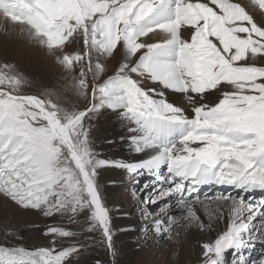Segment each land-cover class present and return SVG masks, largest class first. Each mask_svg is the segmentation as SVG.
<instances>
[{"label": "snow or ice", "instance_id": "6c2138e0", "mask_svg": "<svg viewBox=\"0 0 264 264\" xmlns=\"http://www.w3.org/2000/svg\"><path fill=\"white\" fill-rule=\"evenodd\" d=\"M197 2L53 0L50 7L84 18L86 44L87 21H95L92 43L105 53L111 50L118 57L116 67L92 86L90 106L77 115L61 118L35 98L0 97V183L16 185L37 200L46 198L48 189L72 176L67 148L83 181L80 210L88 212L90 226H99L113 258L117 229L100 178L104 169L120 167L132 182L133 207L139 209L145 232L166 235L187 222L195 232H215L214 239L200 245L199 264H229V254L234 264H264V250L258 257L250 255L257 243L264 249V76L248 85L223 78L230 64L221 60L235 61V49L216 32L224 10L215 0L199 2H206L216 18L201 17L195 26L181 24L177 37L173 22ZM169 10L168 18L145 23ZM66 18L59 17L48 30H58ZM201 24L207 28L204 46L194 39ZM153 33L165 35L145 43L144 37ZM209 76L217 82L202 88ZM170 93L178 94L179 103L169 99ZM113 116L127 130L126 137L116 133L126 140L124 147L132 153L148 152L144 159L121 163L117 158L113 163L97 150L98 122L106 118L111 123ZM161 122L182 128L167 146L143 132ZM104 142L115 143L107 138ZM142 175L153 179L141 186ZM211 185L233 191L201 196L200 190ZM257 191L261 198L253 200L248 194ZM135 230L133 226L121 231ZM54 231L46 229L44 235ZM51 243V248L31 250L0 245V264H64L70 250L57 252L55 241Z\"/></svg>", "mask_w": 264, "mask_h": 264}, {"label": "rangeland", "instance_id": "374dc122", "mask_svg": "<svg viewBox=\"0 0 264 264\" xmlns=\"http://www.w3.org/2000/svg\"><path fill=\"white\" fill-rule=\"evenodd\" d=\"M52 2L53 0H0V97L18 100L39 99L49 110L63 118L66 115H77L90 106L92 86L112 72L118 57H114L111 50L105 53L92 43L94 20L87 21L86 44L85 32L81 30L84 27V18L79 14H66L61 8L50 7ZM70 2L71 0H57L59 4ZM100 2L104 3L106 0ZM215 3L224 10V16L218 18L216 32L235 49V61L221 60L230 64V69L223 78L245 85L252 84L264 76V72L258 70L264 68V0H215ZM36 9H43V12ZM65 15L67 18L58 30H48L51 24ZM170 15V10L164 15L156 14L145 23L151 25ZM216 16L206 2L201 3L198 0L186 15L177 17L173 22L177 37L179 38L181 24L190 23L195 26L201 17L207 19ZM164 35L161 33L160 37H156L153 33L144 37V42H154V38H162ZM194 39H198L201 46L208 44L206 25L201 24L198 27ZM205 81H209L210 87L217 82L213 77H208ZM25 107L29 106L25 104ZM112 121L120 127L114 116ZM155 128L156 132L160 131L163 135L171 134L166 143L162 142L165 145L160 146H167V143L171 144L179 138L177 124L161 122ZM64 154L69 157L71 178L58 182L47 190L50 195L46 198L42 196L39 200L35 196H27L22 190L21 195L26 196L16 199L20 214H5L0 221V245L23 246L31 250L51 248V242L54 240L57 252L62 249L70 250V258L64 264H97L98 261L99 264H135L149 251L158 257L172 255V252L168 251L169 247L179 243V231H189L187 222L172 227L166 235L145 232L139 209L133 207L132 182L126 175L107 181L103 175L100 183L106 202L113 206L114 225L116 218L123 215L125 219L132 221L130 227L134 226L136 229L124 232L129 242L138 248L131 257L123 255L119 245L120 234L114 232L113 258L99 226H90L88 212L80 210L78 196L82 195L83 181L67 148H64ZM133 154L128 151L116 153L115 156L132 159ZM139 179L142 186L153 177L142 175ZM110 181H115L114 195L106 187V182ZM223 191L233 190L227 186L211 185L203 187L200 194L212 195ZM255 193L248 195L252 196L253 200H259L261 193ZM46 229L55 230L54 234L44 235ZM262 250L264 249L257 243L250 255L258 257ZM227 259L229 264H234L231 254Z\"/></svg>", "mask_w": 264, "mask_h": 264}, {"label": "bare ground", "instance_id": "6f19581e", "mask_svg": "<svg viewBox=\"0 0 264 264\" xmlns=\"http://www.w3.org/2000/svg\"><path fill=\"white\" fill-rule=\"evenodd\" d=\"M209 77L211 78V76ZM208 82L209 81H203L201 87L202 88L210 87L208 85ZM177 95L178 94L170 93L169 99L174 103H179V98L177 97ZM162 123H167V122H162ZM112 125H115V127L113 128ZM98 127L100 130L96 136L97 148L99 151H101L105 159H110L113 163H115L117 161V158H120L115 156L116 153H121V152L123 153L129 151L126 147H124V145L126 144V140L124 141L120 140L119 137L116 135V133H120L126 137L128 135L127 130L126 128L121 126L118 128V125L114 121H111V123L107 122L106 118H105V122L102 124L100 123ZM143 132L148 136L149 139H151L158 145H165L164 144L166 143L165 141L169 140L168 138L165 137H162L161 139L158 140L157 133L152 130V127L150 132L148 129L147 130L143 129ZM106 138L113 140L115 143L113 145H109L105 143L104 140ZM162 142L164 143L162 144ZM147 155L148 152L134 153L132 159L120 158V162L123 163L128 161L141 160L144 159ZM104 175H105V180L107 181V180H112L115 177L123 176L125 174L123 169H121L120 167H109L104 169ZM106 187L108 191H110L113 195L116 193L115 184L106 182ZM21 192L22 190L18 189L16 185L0 183V221H2V219L4 218L3 216L5 214H14V215L20 214V210H19L20 208L19 205H17L18 202L16 201V199H18V197L26 196V195H21ZM253 194L256 193H251L250 195ZM131 224L132 221L125 219L123 215H120L116 218V223H115L117 229L116 231L118 234H120L119 245L122 248L123 255L125 257H131L138 249L137 246L129 242L126 235L124 236L125 231H121L122 229L129 228ZM187 228H189V226ZM183 230L184 229L179 231L180 233L177 236V239L179 241L177 246L169 247L168 251L172 252V255L170 257L168 255L166 256L163 255L162 257H158V255L149 251L144 253L135 264H199L200 254H201L200 245L206 242L207 239H214L215 232L201 234L195 232L194 227H190L188 229L189 231L185 230L184 233H182Z\"/></svg>", "mask_w": 264, "mask_h": 264}]
</instances>
